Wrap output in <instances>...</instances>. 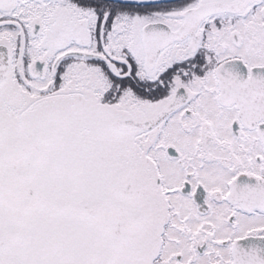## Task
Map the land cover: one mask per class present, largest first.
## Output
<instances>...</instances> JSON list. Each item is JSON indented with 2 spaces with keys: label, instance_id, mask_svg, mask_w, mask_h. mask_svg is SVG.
<instances>
[{
  "label": "flooded vegetation",
  "instance_id": "flooded-vegetation-1",
  "mask_svg": "<svg viewBox=\"0 0 264 264\" xmlns=\"http://www.w3.org/2000/svg\"><path fill=\"white\" fill-rule=\"evenodd\" d=\"M193 7H199L201 15L194 33L169 42L168 32L181 27L184 12ZM231 58L242 59L248 68L264 65V0H0V197L7 190L6 181H38L48 165H55L45 151L51 128L46 135L42 132L35 137V125L43 126L39 115L46 110L56 120L54 127H60L62 136L65 134L55 141L60 145L55 160L83 163L71 156L72 148L77 147L76 141L92 121L105 123L104 127L119 138L103 139V153L85 149L89 156L87 172L104 176L99 201L108 199L104 209L108 215L97 217L102 218L96 220L100 235L78 241L72 237L61 244L62 252L58 247V252L54 251L58 246L55 240L47 242L50 248L44 247L38 260L45 262L59 256L52 260L53 264L61 258L67 262L60 264H69L78 254H90L89 249L91 259L84 264H109V260L114 264H143L139 260L143 253L147 256L145 264H175L167 255L169 229H191L188 225L178 227L174 220L177 205L173 196L181 194L193 200L182 193L185 182L190 183L189 191L197 187L203 191L200 209L196 210L195 203L194 207L198 225L207 226L208 234L198 245L202 231L194 227L196 246L186 259L205 256L210 247L221 261L209 264H229L236 238L248 234L264 236V135L259 124L244 123L235 105L219 101L216 68ZM169 105L172 111L157 119ZM9 107L22 117L39 118L31 124L32 137L22 131L21 140H10L13 127ZM61 114L68 115L62 118ZM129 118L143 127L112 125L115 120ZM176 118H182L183 131L195 130L197 139L190 146L191 157L167 138L169 125ZM219 131L223 134H216ZM132 132L147 136L143 141L150 151L151 166L148 165L146 178L125 174L124 165L131 163H124L122 149L129 146L127 140ZM98 151L103 164L91 168L90 158ZM156 154L165 158V164L177 165L178 169L190 166L191 171L184 172L178 187L167 182L163 168L156 170ZM214 161L221 170L212 169ZM158 164L162 167L161 162ZM110 165H116L114 174L118 172L121 178L109 188L105 175L113 172ZM211 171V179H205ZM138 184L143 185L141 189L132 187ZM24 189L14 190L20 202ZM146 189L158 196L159 202L169 195L172 204L168 212L162 210L150 253L146 250L154 242L151 213L155 209L147 213L148 220L129 216L125 221L124 214L125 204L130 211V202L139 195L136 192ZM233 195L244 196V207ZM13 200L0 199V224L12 225L9 231L0 230V264H29L27 253H23L21 223L16 221L17 214L23 219L21 210L26 212V206ZM209 215L213 217L201 218ZM125 222L127 233L130 229L133 234L130 231L128 235L113 236ZM143 224L148 226L146 240L140 232ZM163 224L168 227H161ZM220 227L222 235L217 231ZM161 235L168 242L164 252L160 249ZM176 259V264L186 263L182 262L181 253H176Z\"/></svg>",
  "mask_w": 264,
  "mask_h": 264
},
{
  "label": "rangeland",
  "instance_id": "rangeland-1",
  "mask_svg": "<svg viewBox=\"0 0 264 264\" xmlns=\"http://www.w3.org/2000/svg\"><path fill=\"white\" fill-rule=\"evenodd\" d=\"M9 108H11L10 110H12V116H9L10 127H13V131L9 134L10 140H21L22 131L24 132L25 136L32 137L31 124L36 122L39 118L37 116H35L34 118L33 116H27L25 118L20 116L17 111L15 112L16 109H14L13 107ZM33 115H36V113H33ZM61 115L62 118H66L65 115L68 114ZM39 117L40 119H42L43 126L40 124L35 125V137H38V135H42V132L43 134L47 133L46 130L51 128V138L48 139L49 144H47L45 151L46 153H48L49 157L53 161L52 164L55 165H48V167L44 171V175H42L38 181L17 180L15 178L6 181L7 190L5 194L0 197V199H15L13 201H17V204L22 203L24 204V206H26V212L21 210L23 214V219L20 218V214H17L16 221L21 223V230L23 231L22 237L25 238L23 253H27L29 258V264H53L52 260L59 258V256H56L57 258L54 259L49 258V261L45 262L38 260V258H40L39 253L43 251V248H50L47 242L50 243L55 240V244L58 246L54 247V251L58 252L59 250L60 252H62L59 248L61 247V244H64L66 241H69L70 238L73 237V235L76 233L77 234L74 235L75 241L79 240L78 234L81 233V235L86 237H95L100 235V228L98 227L96 220L99 222V220H101L102 218L98 219L96 216L90 214L86 207L87 204L91 202H96L101 198L104 188L103 185H97L95 189H93V187L91 190L87 189V187H90V179L92 180V182L96 181V179L94 178L96 176V173L90 174L84 172V165L77 164V160H62V162H60V160H55L57 154L59 153L58 150L60 149V145L56 144L55 141L58 140L60 136H62V132L60 133L59 131L60 127H54L56 120L51 114L48 113V110H46L43 115H39ZM26 119H28V121H25ZM102 119L107 120L108 118L103 117ZM30 120L32 121L30 122ZM181 123L182 118H176L175 121L171 122L167 131V133L169 134L167 138L170 142L177 144L178 148H184L186 154L191 157L189 149L192 143L197 139L195 133H193L195 132V130L192 129L191 131H189V133H187L183 131L182 128H180ZM189 124L190 123H187V125ZM104 125L105 123L103 122H90L89 126L86 128V133L84 134L83 132L84 135L82 134L80 139L76 141L79 145H81V148H73L71 156L82 161L86 165V159L89 156L85 154L84 148H86V151H96L100 150V145L102 143L101 141L103 139H107L108 141L119 140V138H115V133L110 132L106 127H104ZM221 128L222 124H219V129ZM76 131L78 132V128H76ZM219 133L223 134V132L220 131L216 134ZM64 136L65 134L63 133L62 137ZM146 137V134L141 132L129 133L130 139L127 140V142H129V146H124V150L122 149V157L125 158L124 163H126L127 161L131 163L130 165H124L126 172L125 174H140L141 176L146 178L147 174L149 173L148 165L151 166V163H149L148 153H150V151L149 149H145V144L143 141ZM193 159L196 162L195 156H193ZM155 160L156 164L161 162V169H164V172L167 175V182L172 186L178 187L184 177V172L186 170L191 171L190 166L184 167V169H178L177 165L171 166V164H165V158L162 157L161 154H156ZM216 163L217 161L213 162L212 167L214 168L212 169L221 170V166H217ZM102 164L103 160L100 156V152L98 151V153H94L93 156H91L90 165L91 168H98L101 167ZM213 172L211 171L209 172V174H206L205 179L210 180V174ZM102 178L100 179V181L102 180ZM117 178H120V174L118 172L116 174L110 172L108 173V175H105V182H108L110 184L109 188L113 187V182ZM193 180L197 181V178ZM135 182L138 183V181ZM142 186V184H138L132 187L135 189H141ZM16 188H25L22 192L23 194H21V196L24 197L21 202L19 199H16L19 198L17 197L18 193H14V190H16ZM31 190H33L32 194L30 193ZM150 193L151 192L149 191V189L137 191L136 194L139 195L134 196V202L131 201L129 205L131 210L128 211L126 204L124 210L126 211L125 215L127 216V219L125 221H127L129 216L134 215H138L136 217L138 219L139 216L140 218H142V216L146 215V218L148 219L149 216H147V213L149 211L152 212V210L155 209V211H153L155 214L152 215L153 212L151 213L152 224L155 225V227L152 228V237L154 241V232L158 230V221L162 219L160 215L162 214V210H164V204L162 200L161 202H159V199H157L158 196H153ZM173 199L177 205V213L174 218L177 226L180 228H186L185 226L188 225L191 229L189 231H182L181 229L175 228L169 229V233H171V240L168 244L167 255L170 256L173 260H175L173 261L175 262V264L179 262L178 259H176V253H181L183 255L182 262L186 261L185 264H209V262L212 263L216 261H221V256H219L218 254L215 255L214 250L210 247H208V253L207 251L205 252V256L199 255L196 258L192 259V261H190L189 258L186 259L188 257V254L190 253V249L192 250V248L196 246V242L193 239V234H195L194 227L198 228V230L201 229L202 231V237L200 238L201 243H198V245H200L208 237L206 231L207 226L202 227L203 225H198V223L200 224V221H198L199 217L196 216L194 207L195 205L193 200L181 194L173 196ZM152 203H154L156 206H153ZM99 210L100 209H98L97 212ZM212 217V215H209L201 218L203 220H207L211 219ZM115 219H117L116 216ZM147 219L143 218L142 220ZM189 221H191V223H189ZM145 223L147 224V222ZM127 225L128 224L126 222L123 223L119 229V233L115 230V234L113 236L116 237L128 235L131 230L129 229V233H127ZM145 225L143 227L142 225H140V232L141 237L146 240V228L148 226ZM222 227L218 228L217 230L220 235L223 234ZM11 228L12 225L10 224H0V230L2 231L6 232L9 231ZM16 231H18V229H16ZM132 234L133 232L131 233V235ZM111 241L112 240H109V244L111 243ZM154 246L155 241L151 244V247L146 250V252L150 253V249ZM74 247L70 248L72 249ZM223 249L225 253L226 248ZM87 251L90 254L92 253V251H89V249H87ZM193 251L197 252V249L194 248ZM90 254H88L87 252L78 254L76 258L74 257L75 260L69 261V264H84L86 261H89L91 259ZM209 257H211L212 259L209 260ZM47 259L48 258H46L45 260ZM62 259L63 258L59 260L58 264L67 262V260ZM146 259L147 256L145 255V253L139 256V260H141L143 264H145ZM201 259H206L207 261L204 260L203 262H201ZM36 260L38 261L36 262ZM108 262L110 264L112 261L109 260ZM111 264L114 263L112 262Z\"/></svg>",
  "mask_w": 264,
  "mask_h": 264
},
{
  "label": "water",
  "instance_id": "water-1",
  "mask_svg": "<svg viewBox=\"0 0 264 264\" xmlns=\"http://www.w3.org/2000/svg\"><path fill=\"white\" fill-rule=\"evenodd\" d=\"M193 11H189L188 14L189 25L198 21H196L197 13ZM194 27L195 25L192 28L184 25V28L172 34L169 41L184 38ZM239 63L237 60H229L224 62L220 69L218 68L220 76L223 75L227 79L224 80L227 83L223 81L225 88L222 83L224 96L221 97V102H227L226 99L236 102L241 116H245L244 119H256L258 115L264 117V66L252 67L248 74L247 68ZM254 115L256 116L253 117ZM235 264H264V242L250 239L245 240L242 245H237Z\"/></svg>",
  "mask_w": 264,
  "mask_h": 264
},
{
  "label": "bare ground",
  "instance_id": "bare-ground-1",
  "mask_svg": "<svg viewBox=\"0 0 264 264\" xmlns=\"http://www.w3.org/2000/svg\"><path fill=\"white\" fill-rule=\"evenodd\" d=\"M100 179L102 178V177H99Z\"/></svg>",
  "mask_w": 264,
  "mask_h": 264
}]
</instances>
